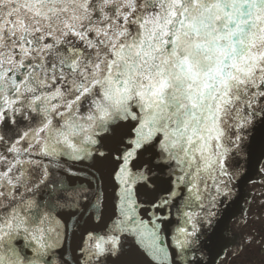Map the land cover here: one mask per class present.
Listing matches in <instances>:
<instances>
[{"label": "water", "instance_id": "95a60500", "mask_svg": "<svg viewBox=\"0 0 264 264\" xmlns=\"http://www.w3.org/2000/svg\"><path fill=\"white\" fill-rule=\"evenodd\" d=\"M264 159V0H0V264H217Z\"/></svg>", "mask_w": 264, "mask_h": 264}, {"label": "flooded vegetation", "instance_id": "af4514ba", "mask_svg": "<svg viewBox=\"0 0 264 264\" xmlns=\"http://www.w3.org/2000/svg\"><path fill=\"white\" fill-rule=\"evenodd\" d=\"M229 245L217 264H264V159L245 186L242 209L228 228Z\"/></svg>", "mask_w": 264, "mask_h": 264}]
</instances>
